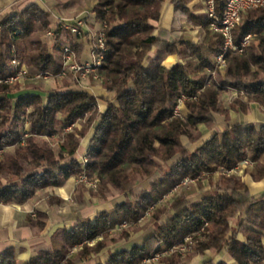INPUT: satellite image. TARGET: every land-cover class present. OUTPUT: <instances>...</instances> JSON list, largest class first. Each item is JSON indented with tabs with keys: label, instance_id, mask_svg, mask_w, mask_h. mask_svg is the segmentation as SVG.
Masks as SVG:
<instances>
[{
	"label": "trees",
	"instance_id": "trees-1",
	"mask_svg": "<svg viewBox=\"0 0 264 264\" xmlns=\"http://www.w3.org/2000/svg\"><path fill=\"white\" fill-rule=\"evenodd\" d=\"M191 1L171 3L176 14L201 25L203 37L198 44L182 37L168 39L164 31L154 34L163 0H96L91 15L103 26L105 44L97 72L103 90L110 95L103 98L107 105L103 113L98 111V98L79 87L46 93L30 84H0V148H12L0 160L1 204H23L38 190L60 187L82 173L97 181L92 197L104 200L118 192L125 199L114 203L111 211L96 213L93 221L78 219L70 230L60 229L57 246L37 252L24 264H91V255L104 249L108 251L103 261L95 264H137L198 232L204 237L196 244L200 255L212 250L234 264H264V192L258 197L250 195L237 177L221 176L215 190L192 202L176 196L171 212L164 207L155 209L151 218L158 226L138 239L117 244L129 234L109 235L110 229L122 223L136 222L185 178L229 169L249 159L256 162L247 172L250 178L254 182L264 179V123L227 124L229 112L248 114L251 104L264 113V8L242 13L232 30L233 42L240 44L247 34L252 39L242 52L225 54V68L218 75L214 57L222 51V38L209 31L206 15L189 11ZM227 1L215 0L218 18ZM50 20V13L34 3L2 18L0 76L15 72L13 58L39 72H60L56 57L61 42L80 54L82 48L59 27L53 30L52 46L36 37L38 27L50 28ZM168 55H176L184 64L162 66ZM229 91L236 96L224 105L220 98ZM180 95L195 97L186 102L189 114L183 119L173 115ZM77 121H83L82 129L63 133ZM219 124H223L222 131L195 150L183 144V139L194 143L201 137L200 125ZM58 134L62 138L56 150L41 139ZM81 139L88 145L84 169L76 156ZM143 182H148L147 187L136 192ZM237 215L229 230L228 221ZM43 216L38 213L30 225L43 229ZM94 239L98 240L94 246L86 244ZM74 247L77 252L65 258ZM161 263L178 262L165 258ZM0 264H19L11 248L0 253ZM215 264L228 263L221 259Z\"/></svg>",
	"mask_w": 264,
	"mask_h": 264
},
{
	"label": "crops",
	"instance_id": "crops-1",
	"mask_svg": "<svg viewBox=\"0 0 264 264\" xmlns=\"http://www.w3.org/2000/svg\"><path fill=\"white\" fill-rule=\"evenodd\" d=\"M32 3L37 4L44 10L47 9L59 24L60 22L72 24L75 20H82L79 19V16L82 14L90 16L91 14L88 12L92 9L91 7L85 6L81 10H77L75 9L76 3L73 0H0V21L5 15L19 12ZM187 8L195 16L205 15L201 0L191 1L187 5ZM88 16L84 19L88 26L94 27V33L100 29V25L99 28H95V25L89 20ZM155 27V35H158L160 31H164L168 39L182 37L190 40L192 43L198 44L203 37L201 25L190 21L186 16L176 14L171 0H163L160 17L155 23ZM78 43L82 48L80 60L89 59L85 55V49L92 47L90 42L82 38ZM178 62L182 63L176 55H168L164 58L161 65L166 68H171ZM27 65L29 66V71L32 72L34 70L32 66L28 63ZM105 108L104 106L103 109ZM250 110L253 114L243 115L229 112L227 124H229L228 122L232 118V115H236L237 117L242 115L244 117V120L239 123H264V113L259 110L257 104H251ZM220 121L222 122L221 119ZM201 127L202 125L199 126L200 131ZM86 148L87 144L83 147L80 145L76 156L78 157L82 154ZM244 183L247 185L250 195L259 196L264 192V179L259 182H254L249 176L246 177ZM81 187L77 183V178L71 177L64 181L60 187L38 190L31 199L23 204L4 205L0 203V253L11 248L16 261L19 264H24L37 252L49 251L54 246H57L59 242L56 234L60 229L70 230L78 219L89 218L93 221L96 213L109 211L112 209L114 203L119 204L124 201L113 202L109 200V202H103L102 200L100 202H93L95 199L91 198L84 190L82 191ZM202 196L196 197L189 202L198 200ZM50 198L53 199V203L48 202ZM38 213L44 214L40 218V221L45 224V227L40 230L31 226L29 223V220L36 218ZM142 235L135 237L139 238ZM198 259V256L192 259V264L199 263ZM221 259H225L228 264L234 263L232 259L223 254L212 253L210 255V262L207 264H215ZM99 260L103 261V254L99 256Z\"/></svg>",
	"mask_w": 264,
	"mask_h": 264
},
{
	"label": "rangeland",
	"instance_id": "rangeland-1",
	"mask_svg": "<svg viewBox=\"0 0 264 264\" xmlns=\"http://www.w3.org/2000/svg\"><path fill=\"white\" fill-rule=\"evenodd\" d=\"M67 1V0H66ZM76 3V8L77 10H81L82 8H84L85 6H88L89 8L95 5L96 0H73ZM94 4V5H93ZM46 11H48L46 9ZM92 11V9H91ZM91 11H89L88 13L91 14ZM49 12V11H48ZM50 13V12H49ZM88 15L86 14H82L80 15L79 19L83 20L84 26L81 28L82 30V37L78 38L75 37L69 30L64 29V28H60L62 30H66L71 34V38L73 40V42L77 45H79V40L84 38L85 40H88V42H90V45L92 46L91 48L88 47L85 49V55L89 57V59H85V60H80V54L78 55L76 53V51L70 47V45L68 43H62L61 42V52L60 54L56 57L59 60V63L61 65V70H62V61L61 58L63 56V48L65 46H69L74 54H75V60L79 63H85L88 61H91V53H92V49L94 47L95 44V37L96 35H98L99 33H101V29L103 28L102 25L94 22L92 15L88 16L89 20H91L93 22V24L95 25V28H99L100 25V29H98L96 32L93 33V28L92 26H88L85 19ZM50 17H51V25L50 28L48 29H41L40 27L37 28L36 30V37L38 38H42L43 40H47L50 44V46H52V36H53V30L58 28V26L61 25H68L65 22H60V24L57 22L56 19H54L52 17V14L50 13ZM70 24V23H69ZM87 26V27H86ZM87 30V31H86ZM52 32V35L48 36L47 33L48 32ZM152 55V53H151ZM16 59V58H13ZM12 59V60H13ZM18 60V59H17ZM20 65L23 64L24 69H25V74L19 78L18 80L12 82V83H8V84H14V83H18L21 85H26V84H30L32 86H36L38 88H40L41 90H43L44 92H50V91H54V90H66L68 87L72 88V87H79L82 88L84 91L93 94L94 96H96L98 98L97 101V108L98 111L103 113L106 110V103L103 100V98H108L110 97V95L108 93H106L103 90V87L101 85L100 82V78H99V74L96 70L95 75L97 76V78H94V74L90 75L89 77H87L86 79H79L77 78L78 76L75 75L73 72L71 71H66V73L61 77L58 76V73L52 74V73H48V72H39L36 71L33 67V71H29L28 69V65L27 62L25 61H20L18 60ZM182 61V60H181ZM102 62V61H101ZM12 64V61H11ZM162 64V63H161ZM182 64H184V61H182ZM226 64V63H225ZM13 67V65H12ZM19 67V66H18ZM225 68V67H224ZM224 68L219 69L216 67V72L218 75H221L224 71ZM14 71L15 68L13 67ZM207 73H210L209 71H206ZM37 73H48L49 76L47 78H38L35 79L34 75ZM214 75V74H213ZM10 76V75H8ZM215 76V75H214ZM5 84V83H4ZM236 96V93L234 91H229L228 93L224 94L221 98L220 101L224 104V105H228V103ZM195 100V99H194ZM191 101V100H189ZM188 102V101H186ZM186 102L184 103V105L181 107V111L182 112V116L178 117L183 119L184 117H186L189 114L188 109L186 108ZM46 103V99H44V104ZM176 105V104H175ZM106 107L105 109H103V107ZM259 107V106H258ZM175 108V106H174ZM174 110V109H173ZM253 112L251 110H249L250 114ZM242 114V113H240ZM243 115H247V114H243ZM242 120H244V117L242 115H240L239 117H237L236 115H232V118L229 120V125H234V124H238L239 122H242ZM247 120V119H246ZM84 126L83 121H77L74 124L69 125L68 127H66L63 131V133H68V132H72L73 129L75 127L82 129ZM201 126V125H200ZM27 128V125H25V129ZM223 128V124H219L213 127H207L205 125H202L201 127V137L194 143H189L186 139H183V144L185 145V147H187L190 151L195 150L196 148H198L199 146H201L206 139H208L211 135H213L214 132L216 131H222ZM200 131V129H199ZM200 131V132H201ZM23 133H26V131H24ZM27 136V135H26ZM61 137L62 138V134H58L56 137H42L41 139L44 140L45 142L48 143V145L50 146V148H52L53 150L57 149V142H58V138ZM25 138V137H23ZM23 144V141H21V145ZM80 145L83 147L85 145L84 143V139L80 140ZM88 148V145H87ZM87 148L84 150V152L82 154H80L78 156V159L80 160L81 157L83 155L86 154ZM3 149V153L0 156V160L3 159V155L7 154L9 152H11L12 148H2ZM244 161H250L252 162L251 166L248 165H244ZM242 163L237 164L236 166L229 168V169H218L216 171H212V172H208V173H203L195 178H185L183 179L178 185H176L175 187H173L169 192H167L166 194H164L160 199L157 200V202L148 207L146 209L145 212H143L141 214V216L139 217V219L136 222H132V223H126L125 227H121L120 225L112 228L109 230V235L116 238L119 233L121 231H126L129 234V238L127 240H122L117 244H123V243H128L129 241L135 240L138 237H135L137 235H141V234H146L148 231H150L151 229H155L158 226V222L153 221L152 220V213L155 209L157 208H165L168 212H171V206H172V202L173 199L177 196H184V200L185 202H189L190 200L195 199L196 197L202 196V195H206L209 192H212L213 190H215V182L221 177V176H231V177H237L239 178L242 182L246 181V177H249V175L247 174V172L251 169H253L256 165V162H253L249 159L244 160ZM232 169H236L235 171L229 172ZM77 178V183L79 184V186L82 188H80L82 191L84 190L85 192H87V194H89L92 197V193L95 192L97 190V181L93 178H91L92 180L96 181V188L95 189H88L86 188L82 183L78 182V176H75ZM90 178V177H88ZM187 180L184 184L183 181ZM148 185V182H143L142 185H139L136 188V192H139L141 189L146 188ZM247 186V185H246ZM176 188V189H174ZM248 188V187H247ZM249 192V190H248ZM250 194V192H249ZM169 195L167 198H164L165 196ZM258 197V195L256 196ZM95 200H93V202L95 201H102V199L100 198H94ZM110 201H121V200H125L124 196H122L121 194H119L118 192H111L106 196V199L103 200V202H109ZM162 200V201H161ZM161 201V202H159ZM111 211V210H109ZM238 215L236 216V218L230 219L228 221V229L231 230L234 228L235 226V220L237 219ZM167 216L164 217V219L162 220L161 223L166 222ZM135 238V239H133ZM239 239H241L242 241L244 240V238L241 236V234L238 236ZM198 239V240H197ZM204 239V237L202 235H199L197 237H195L194 239H192V245H191V250L185 252L184 254H180V253H167L165 255H161L157 260H155L154 262L150 263V264H163L161 263L162 259H171V258H175L177 260V264H192V259H194L195 257H199V263L197 264H207L208 262H210V255L212 253H214L212 250H204L203 254L200 255L197 253L196 251V244L198 241H202ZM97 239L94 240H89L86 244L89 246H94L97 243ZM170 248V247H169ZM164 249H161L160 251H157L156 253H154L153 255L147 257V258H151L153 256H155L157 253L162 252ZM78 250V247H74L72 248L68 254L65 256V258L72 256L73 254H75ZM108 249H104L102 250L100 253L94 255H91V262L92 264L97 263V261L99 260V256L101 254H103V256L107 253ZM188 255H193L190 259H187ZM95 260V262H94ZM57 264H63L61 263H57ZM234 264V263H233Z\"/></svg>",
	"mask_w": 264,
	"mask_h": 264
},
{
	"label": "built area",
	"instance_id": "built-area-1",
	"mask_svg": "<svg viewBox=\"0 0 264 264\" xmlns=\"http://www.w3.org/2000/svg\"><path fill=\"white\" fill-rule=\"evenodd\" d=\"M203 4V11L208 19V29L213 34H219L222 38V51L214 57L215 66L219 69L225 67V54L227 52L231 53H240L242 50L247 47L250 40L252 39L251 34H247L243 37L240 44L236 45L233 42L232 38V30L234 27L240 22L241 15L247 10L251 9H260L264 8V0H228L221 18H218L215 11V0H201ZM84 26L83 20H75L72 24L61 25L59 28H64L69 30L75 37H82L81 28ZM48 36L52 35V32L47 33ZM105 51V44L103 40V34L99 33L95 37V44L91 53V61L85 63H79L75 60V54L73 50L69 46H65L63 48V56L61 58L62 70L58 76H63L66 71H71L75 75H77L79 79H86L90 75L94 74V78H97L95 75L96 70L101 65V61L103 58V52ZM12 65L15 68V72L10 76H0V84H8L12 83L19 78H21L25 74V69L23 64L20 65L17 59L12 60ZM19 66V67H18ZM49 76L48 73H37L34 75L35 79L38 78H47ZM195 97L190 98L186 95H180L177 98L175 108L173 110V115L181 117L182 112H180L181 107L184 105L186 101L194 100ZM26 133L23 134V137H26ZM3 153V149L0 148V156ZM87 162L86 154L81 157L79 160V164L82 169H84L85 164ZM244 165L251 166L252 162L244 161ZM236 169H232L229 172L235 171ZM187 180L183 181V184ZM78 182L82 183L88 189L96 188V181L88 178L85 173H82L78 176ZM176 189V188H174ZM169 195L165 196L167 198ZM162 201V200H161ZM159 201V202H161ZM121 227H125L126 223H122ZM200 232L195 235L187 236L184 238L183 242L172 246L170 248L164 249L162 252L157 253L155 256L151 258H145L141 262L137 264H150L157 260L161 255H165L167 253H180L181 255L185 252L191 250L192 239L199 236Z\"/></svg>",
	"mask_w": 264,
	"mask_h": 264
},
{
	"label": "bare ground",
	"instance_id": "bare-ground-1",
	"mask_svg": "<svg viewBox=\"0 0 264 264\" xmlns=\"http://www.w3.org/2000/svg\"><path fill=\"white\" fill-rule=\"evenodd\" d=\"M164 64H166V63H164ZM253 184H254V183H253ZM249 186H250V185H249ZM257 188H258V187H257ZM257 188H256V189H257ZM253 190H254V189H253Z\"/></svg>",
	"mask_w": 264,
	"mask_h": 264
}]
</instances>
